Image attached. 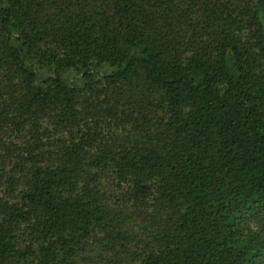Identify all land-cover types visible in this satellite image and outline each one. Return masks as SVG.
<instances>
[{
    "label": "trees",
    "instance_id": "trees-1",
    "mask_svg": "<svg viewBox=\"0 0 264 264\" xmlns=\"http://www.w3.org/2000/svg\"><path fill=\"white\" fill-rule=\"evenodd\" d=\"M0 264H264V0H0Z\"/></svg>",
    "mask_w": 264,
    "mask_h": 264
}]
</instances>
